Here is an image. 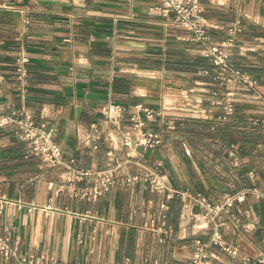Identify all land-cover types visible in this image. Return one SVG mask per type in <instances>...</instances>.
I'll list each match as a JSON object with an SVG mask.
<instances>
[{
  "label": "crops",
  "instance_id": "1",
  "mask_svg": "<svg viewBox=\"0 0 264 264\" xmlns=\"http://www.w3.org/2000/svg\"><path fill=\"white\" fill-rule=\"evenodd\" d=\"M0 9V114L26 107L38 120L56 127L66 159L74 165L97 169L115 155L125 156L123 133L135 138L128 110L123 132L110 123L100 107L111 100L124 104L143 102L186 115L183 124L162 129L163 141L146 151L161 162L165 179L175 185L200 190L214 201L238 186H264V109L253 101L245 85L218 86L198 73L212 63L198 52L199 44L183 28L166 25L153 8L154 0H8ZM207 15L222 26L212 29L214 40L236 33L232 59L250 71L264 94V0H203ZM20 49L29 54V92L15 83V58ZM230 90L236 113L214 123L211 89ZM101 137L93 135V124ZM153 127H157L153 125ZM240 147L237 167L228 145ZM131 165L122 172L135 170ZM257 173L255 178L248 174ZM66 179L62 165L43 164L25 155L23 140L14 125L0 128V229L18 241L25 252H52L66 263L113 264L126 258L138 263L159 258L168 264H185L196 235L208 239L211 223L189 222L181 217L182 197L166 198L142 182L110 186L97 198L74 196L58 188ZM88 177L84 182H92ZM55 181V185H50ZM21 199L19 204L18 200ZM166 216L149 220L150 213ZM30 203H34L29 209ZM223 226L225 239L239 247L234 256L219 246L220 259L206 264H244L240 257L264 248V196L252 193L236 201ZM148 221V223H147ZM254 227L246 229L243 224ZM0 264H16L0 255ZM264 264V263H262Z\"/></svg>",
  "mask_w": 264,
  "mask_h": 264
},
{
  "label": "built area",
  "instance_id": "2",
  "mask_svg": "<svg viewBox=\"0 0 264 264\" xmlns=\"http://www.w3.org/2000/svg\"><path fill=\"white\" fill-rule=\"evenodd\" d=\"M12 3L8 0H0V9L10 7ZM153 8L164 18L166 25H173L187 29L192 39L198 42V52L206 57L212 66L202 67L198 73L208 76L218 86L245 85L250 89L249 97L257 102L264 109V94L257 87L256 77L248 70H245L232 59L233 47L236 44V33L242 29L238 20L234 27L230 28V34L221 40H214L212 29L222 25L212 20L206 13L203 0H154ZM29 54L25 49H20L15 58V83L16 88L26 95L29 92L31 71L28 65ZM2 77V75H0ZM211 103L217 108L212 113L214 123L231 120L236 113V100L233 93L228 90H221L218 87L211 89ZM104 117L112 123L119 132L122 130V122L129 110L131 130L135 134L123 133V145L126 147L125 156L115 155L114 139L111 138L108 155L110 162L104 167L93 169L90 167H78L74 165L73 158L66 159L62 145L56 138V127L49 125L47 121L38 120L26 107H17L7 113L0 114V128L7 125H14L19 137L25 146V155H35L43 164L62 165L65 167L66 179L60 183L58 188H65L74 196L97 198L105 189L110 186L122 184H134L142 182L150 190L164 195L166 198L182 197L181 217L189 222L199 223L206 221L212 224L213 230L208 239L200 235L193 238V251L185 264H206L209 257L220 259V255L213 249L219 246L222 250L236 256L239 247L228 242L224 237L223 226H227L228 214L239 223L238 215L233 210L236 201L246 198L252 193L257 197L264 196V186H238L236 182L230 184L231 192L225 194L221 201H214L209 195L200 190H193L189 187L175 186L169 183L163 174L161 162H152L146 157V151L159 145L163 141V130L174 129L177 124H183L186 115L174 113L162 105L157 108L143 102L124 104L121 102L107 101L100 107ZM254 121L264 124V117H255ZM153 125L157 127H153ZM93 135H87L84 141L96 140L101 137V130L97 124H93ZM228 154L232 157L235 166L242 165L240 158V147L237 143H230ZM135 165V170L122 172L123 167ZM248 174L255 178L257 173L250 169ZM88 177H94L92 182H84ZM55 185V181H50ZM19 204L21 199L18 200ZM34 203H30L32 209ZM168 207L167 202L161 203L162 210L150 213L149 220L156 221L158 217L166 216L163 209ZM148 223V221H147ZM243 226L250 230L254 227L251 222ZM0 255L12 259L16 264H90L86 255L83 261L66 263L56 258L52 252L34 254L21 249L18 241L13 242L10 235L0 229ZM244 264L264 263V248L257 254H244L240 257ZM113 264H168L159 258H144L138 263H132L129 258L116 261Z\"/></svg>",
  "mask_w": 264,
  "mask_h": 264
}]
</instances>
